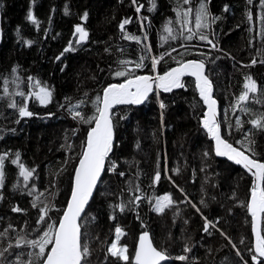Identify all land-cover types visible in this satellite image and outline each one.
I'll list each match as a JSON object with an SVG mask.
<instances>
[{
    "label": "trees",
    "instance_id": "16d2710c",
    "mask_svg": "<svg viewBox=\"0 0 264 264\" xmlns=\"http://www.w3.org/2000/svg\"><path fill=\"white\" fill-rule=\"evenodd\" d=\"M201 2L206 3L210 17L209 27L200 31L216 48L198 34L185 39L189 35L186 29L181 35L178 0H136V4L132 0H0V156L5 157L0 233L7 230L0 235V251L13 245L0 257V264H28L29 260L41 264L35 256L38 249L23 241L38 239L41 224L36 227L34 223L42 214L41 207L47 205L50 212L55 202L66 204L68 178L72 179L85 133L93 125L80 117L74 119L70 109L80 103L76 110L81 116H93L96 97L109 84L125 81L127 77L115 76L125 67L134 75H153L152 57L165 53L170 55H164L156 74L178 65L177 61H203L207 77L217 88L214 97L219 102L222 137L247 155L246 147H250L254 158L264 162V129L250 123L264 116V0H189L188 4L181 0V9H193L188 27L194 33L195 10ZM141 5L137 13L136 7ZM29 12L38 24L28 19ZM211 16L219 19L212 22ZM126 18L131 23L122 31L120 24ZM168 21H172L168 26L176 39L164 31ZM77 25L88 32L79 44L74 34ZM126 35L137 36L140 42L125 39ZM69 41L74 50L64 52ZM146 46L151 47L150 52ZM141 56L146 57L144 66L136 68ZM121 61L129 63L121 65ZM248 76L257 82L258 91L250 93L244 112L235 105ZM3 79L10 81L8 95L2 91ZM37 81L52 93L45 105L29 95L39 90L31 86ZM182 83L184 87L176 91L154 93L140 107L112 110L113 150L80 223L82 240L90 249L87 264H124L108 252L116 227L125 233L119 245L128 248V264H132L142 232H149L154 246L172 258L166 264H256L249 251L246 213L252 179L240 168L215 159L201 128L204 106L193 81ZM17 90L24 91L25 97L14 95ZM12 101L18 107L26 104L33 115L21 118L18 107L9 106ZM246 136L250 144L238 143ZM17 153L19 162L13 164ZM113 163L115 170L109 172ZM20 164L34 169L28 181L19 174ZM157 171L161 179L153 183ZM165 195L175 203L157 212L156 200ZM135 196L141 197L137 203L132 202ZM119 205H124V211ZM205 217L215 225H209L207 232ZM17 240H22L19 248L15 247ZM185 246L191 251L184 252ZM179 255L187 259L177 260Z\"/></svg>",
    "mask_w": 264,
    "mask_h": 264
},
{
    "label": "snow or ice",
    "instance_id": "6c2138e0",
    "mask_svg": "<svg viewBox=\"0 0 264 264\" xmlns=\"http://www.w3.org/2000/svg\"><path fill=\"white\" fill-rule=\"evenodd\" d=\"M181 0H178V8L176 10L177 19L181 21V35L186 29L189 33L185 39L191 40L194 35H199V39L202 41H207L212 48H216L217 45L205 35L201 29L209 27V17L210 13L207 9L206 3L201 2L199 7L195 10V29L196 33L193 32L191 27H188L192 21L189 20V16L192 14L193 9L188 8L186 10L179 7ZM133 4H136V0H132ZM183 4H188L189 0H182ZM141 6L136 7V12L141 11ZM155 4L153 3V8ZM227 10V7H225ZM87 18V13L84 14V19ZM28 19L34 24H38L35 16L29 12ZM219 19V17L211 16L212 22ZM251 19V16H249ZM131 23L130 18H126L120 24V29L123 31L125 25ZM172 21H168L164 27V31L168 33L171 39H176L173 35L174 29L169 27ZM79 34L78 39L75 43L79 44L85 41L88 37V32L80 25L75 27V33ZM125 39L135 40L137 43L140 42V38L137 36L126 35ZM74 50V45L72 41H69L68 46L64 49V52H69ZM146 51H151L150 46H146ZM175 51V49H173ZM63 55V53H61ZM164 55H170V53L161 54L159 58L152 57L151 67L153 71H156L157 65L163 59ZM60 57H57L59 59ZM146 57L141 56L140 62L136 63V68H142L143 61ZM121 65H126L128 61H121ZM178 67L172 68L166 71L164 74H157L155 76L151 75H134L133 72L128 70L126 67L123 70H118L115 72L116 77H127L123 83H113L109 84L102 91L103 94L98 95L94 101L95 114L91 117H82L81 112L76 109L80 108V103L74 105L70 111L73 113V118L80 117L84 123L94 124L93 127L87 133L86 147L79 159V165L75 169L74 183L71 189V198L67 203V208L63 212L62 218L57 222L47 223V230L43 231V235L39 239L23 241L28 246L38 249L35 253L37 260L41 261V264H87V257L90 255V249L86 243L82 240L81 226L78 220L84 211L85 205L88 203L89 198L92 196L93 190L100 180L101 173L105 171V162L109 158V154L113 150V124H112V114L111 109L116 105H126V104H141L144 102L150 93L154 91L153 85L156 89H162L164 92H170L175 88H183L184 84L181 78L185 75H190L195 77L196 88L199 90L200 97L207 105V112L203 116L202 124L207 130L210 136L215 140V151L218 156H226L230 160H234L236 164H242L252 175L256 178L253 186L251 187L250 203L247 204L248 211L252 216V227L255 233L256 242L254 248V254L252 255V260L256 264H260L258 258L264 257V235H261L260 230V218L264 215V162H260L255 159V153L250 147H246V151L250 155H246L245 151H241L231 143L221 136L220 125L216 121V104L217 101L212 96V85L210 80L206 75H204L205 64L203 61L190 60L187 62H179ZM253 64L256 63L255 60L252 61ZM12 72L15 73L16 69L13 68ZM29 81L32 80L31 77L28 78ZM246 83H244V91L238 97L235 107L239 108L241 111H248L244 104L249 100L250 93H256L258 91V85L251 76L245 78ZM2 91L5 95L10 94L8 79H3ZM17 89H19V83L16 80L11 81ZM32 87L38 88V91L29 93V95L34 96L41 104H47L51 98V91L46 86H41L40 82L37 81ZM14 95L25 97L26 93L21 90H17ZM12 108H17L15 101L9 104ZM160 107L164 108L165 105L161 102ZM19 116L31 117L33 113L28 110L26 104H22L18 107ZM254 127L259 129H264V116L250 121ZM237 126L241 125V121L237 119ZM242 145L250 144L251 141L248 140L246 136L245 141L238 142ZM70 147V146H69ZM4 156H0V187L3 186L4 182ZM19 162V153L16 154V159L12 161L13 164ZM116 165L112 164V170H115ZM20 176L23 177L24 181H28L32 177L34 169L28 170L23 164L19 165ZM120 175H124L120 173ZM161 179V173L157 171L153 178V183H158ZM170 179V178H169ZM179 187V186H177ZM139 189H137L138 191ZM183 194V189H179ZM2 199V197H0ZM140 196H135L133 203L139 202ZM175 201L170 195H165L156 200L155 210L157 212H163L168 206L174 204ZM203 203V201H201ZM196 207L194 204L192 205ZM33 207H37L34 202ZM120 211H124V205H119ZM40 212L42 213L37 223H46V218L48 217L49 208L47 205L41 207ZM13 211H20L19 208H14ZM199 212V208H196ZM114 218V217H113ZM204 231H208L209 225L212 223L205 217ZM58 224V227H57ZM215 227V225H212ZM39 231V229L37 230ZM7 230H5V233ZM5 233H0L4 235ZM224 235V233H221ZM125 233L120 227L115 228V240L119 241ZM226 239L230 238L226 236ZM22 240H17L15 247L19 248L21 246ZM243 243V241H241ZM51 245L50 251L46 253V249ZM13 245L9 244L7 248L0 251V257L4 256L5 252H8ZM233 247L235 245L233 244ZM191 249L187 246L184 248V252H190ZM252 251V249H249ZM108 252L112 257H116L123 261L124 264H128L129 255L128 248L126 245L119 246L116 242L110 244ZM30 255H32L30 253ZM237 256H241L239 250H237ZM169 257L166 252L157 250L153 246V243L148 235V233H143L139 237L138 246L134 254V264H161V262L166 261ZM177 260L185 261L187 256L179 255L176 257ZM28 264H32L29 260ZM244 264H247L245 261Z\"/></svg>",
    "mask_w": 264,
    "mask_h": 264
},
{
    "label": "water",
    "instance_id": "95a60500",
    "mask_svg": "<svg viewBox=\"0 0 264 264\" xmlns=\"http://www.w3.org/2000/svg\"><path fill=\"white\" fill-rule=\"evenodd\" d=\"M77 35L79 36V34H77ZM83 42H84V41H83ZM187 61H190V60H187ZM187 61H185V62H187ZM197 61H201V60H197ZM204 64H205V63H204ZM175 67H178V65H176V66H174V67H172V68H175ZM172 68H171V69H172ZM169 70H170V69H169ZM206 72H207V65L205 64L204 75L207 76ZM163 74H164V73H163ZM160 75H162V74H160ZM185 79H191V80L193 81V83H194V88H195L196 93H197V97H198V99L201 101L202 105L204 106V109H205V110H204V114H205V113L207 112V110H208V109H207V105L204 103V101H203L202 98L200 97L199 90L196 88L195 77L190 76V75H185V76H183V77L181 78V81H183V80H185ZM208 79H209V78H208ZM209 80H210V79H209ZM210 82H211V85H212V96H213V98L217 101V99L214 97V86H213V83H212L211 80H210ZM120 83H123V82H120ZM155 88H156L155 85H153V89H154V91H153L152 93L149 94L148 98L151 97V96L155 93ZM178 89H180V88H175V89H173V90L170 91V92L176 91V90H178ZM159 90H160L161 92H164L162 89H159ZM102 94H103V92H102ZM249 96H250V94H249ZM148 98H147V99H148ZM147 99H146L144 102H142L141 104L116 105V106H114V107L111 109V113H112V110H114V109L117 108V107H126V106L140 107L141 105H143V104L147 101ZM216 113H217V114H216V121H217V123L220 125V123H219V102H218V101H217V104H216ZM203 116H204V115H203ZM202 120H203V119H202ZM202 120H201V128L205 131V133H206L207 136H208L209 141H210L211 144H212V151H213V155H214L215 159H217V160H221V161H226V162L230 163L231 165L240 168L242 171H244L247 175H249V176L251 177V179H252V186H253V183L255 182V179H256V178L252 175L251 172H249L246 168H244V166H243L242 164H236L234 160H230V159H228V157H226V156H218V155L216 154V151H215V140L210 136V134L207 132V130L203 127ZM93 126H94V124H93L91 127H93ZM91 127H90V128H91ZM220 128H221V126H220ZM89 130H90V129H89ZM89 130H88V131H89ZM88 131H87V133H88ZM87 133H86V135H85V142H84V147H83L82 153H83V151H84V148L86 147ZM221 136H222V132H221ZM222 138H223V137H222ZM113 144H114V132H113ZM233 147H235V146H233ZM235 148H236V147H235ZM237 149H238V148H237ZM239 150H240V149H239ZM82 153H81V155H82ZM245 154H246V153H245ZM246 155H247V154H246ZM80 157H81V156H80ZM79 159H80V158H79ZM79 159H78V161H77V163H76V166H75V168H74V170H73V173H72L71 189H72V186H73V183H74L75 169H76V168L78 167V165H79ZM103 173H104V172L101 173L100 180H101V178H102V176H103ZM100 180L97 182V185H96V187L94 188L93 193H92V196L89 198L88 203L85 205L84 211H83V213L81 214V216H80V218H79V220H78V223H79V224L81 223V220H82V218H83V216H84V214H85V211H86L88 205L90 204V202H91V200H92V198H93V196H94V194H95L96 188H97V186H98ZM71 189H70V193H69L68 199H67V201H66V204H65V207H64L63 212L66 210V208H67V203H68V201H69L70 198H71ZM250 194H251V191H250ZM250 194H249V197H248V200H247V204L250 203ZM247 204H246V213H247V216H248V218H249V232H250V238H251V247H252V252H253V254H254V248H255L256 237H255V233L253 232V227H252V216H251L250 212L248 211ZM63 212H62V214H61V216H60L59 219L62 218ZM263 217H264V215H262L261 218H260V230H261V235H263V232H262V231H263ZM57 227H58V224H57ZM143 233H148V235H149V237H150V239H151V236H150L149 232H142V233H140V234L138 235L137 240H136V243H135V247H134L133 256H132V264H134V254H135V250H136V248H137V246H138L139 237H140V235H142ZM151 241H152V240H151ZM152 243H153V242H152ZM153 246H154V244H153ZM154 247H155V246H154ZM50 248H51V245H50L48 251H50ZM157 250H159V249H157ZM48 251H47V252H48ZM167 256H168V255H167ZM168 257H169V258H168L166 261L161 262V264L170 263V262L172 261V258H171L170 256H168ZM258 259H259L260 262H264V257H260V258H258Z\"/></svg>",
    "mask_w": 264,
    "mask_h": 264
},
{
    "label": "rangeland",
    "instance_id": "374dc122",
    "mask_svg": "<svg viewBox=\"0 0 264 264\" xmlns=\"http://www.w3.org/2000/svg\"><path fill=\"white\" fill-rule=\"evenodd\" d=\"M213 83V82H212ZM213 86H214V92H216V90H217V88H216V86L213 84ZM37 100V99H36ZM37 102L39 103V104H41L40 102H39V100H37ZM41 105H45V104H41ZM90 129V128H89ZM87 133V132H86ZM85 133V134H86ZM75 134H77V133H75ZM75 147L78 149L79 148V142H78V136L77 135H75ZM77 154V151H75V153H74V155H76ZM73 156V155H72ZM80 158V157H79ZM78 158V159H79ZM78 159H76V161H75V165H74V167H73V169H72V173H73V170H74V168H75V166H76V163H77V161H78ZM74 160V159H73ZM69 171H70V168H69ZM69 179V181H70V183H68V191H69V193H70V189H71V180H70V177L68 178ZM54 208H53V210H51L50 212H49V214H48V217H50L51 219L50 220H48L47 218H46V223H41V227H40V230H41V233L40 234H38V239L43 235V231H46L47 230V223H52V222H57V221H59V218H60V216H61V214H62V212H63V210H64V207H65V204L63 205H61V203H57V202H55L54 203ZM35 225H36V227H37V222L36 223H34ZM35 225L33 226V228L35 227ZM217 231H219L218 229H217ZM113 242H116L117 244H118V247L120 246L119 245V241H116L115 239L113 240ZM112 242V243H113ZM49 247H50V245L48 246V248L46 249V253H47V251H48V249H49Z\"/></svg>",
    "mask_w": 264,
    "mask_h": 264
},
{
    "label": "flooded vegetation",
    "instance_id": "af4514ba",
    "mask_svg": "<svg viewBox=\"0 0 264 264\" xmlns=\"http://www.w3.org/2000/svg\"><path fill=\"white\" fill-rule=\"evenodd\" d=\"M252 187V186H251ZM251 249H252V247H251ZM252 252V251H251ZM252 254H253V252H252ZM172 262V261H171Z\"/></svg>",
    "mask_w": 264,
    "mask_h": 264
},
{
    "label": "built area",
    "instance_id": "2783aa9c",
    "mask_svg": "<svg viewBox=\"0 0 264 264\" xmlns=\"http://www.w3.org/2000/svg\"><path fill=\"white\" fill-rule=\"evenodd\" d=\"M112 169V168H111Z\"/></svg>",
    "mask_w": 264,
    "mask_h": 264
}]
</instances>
